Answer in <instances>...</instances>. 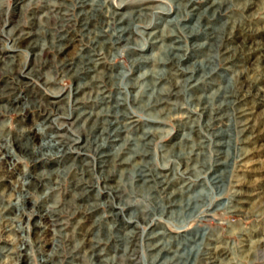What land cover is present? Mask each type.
Wrapping results in <instances>:
<instances>
[{
    "label": "rangeland",
    "instance_id": "1",
    "mask_svg": "<svg viewBox=\"0 0 264 264\" xmlns=\"http://www.w3.org/2000/svg\"><path fill=\"white\" fill-rule=\"evenodd\" d=\"M0 264H264V0H0Z\"/></svg>",
    "mask_w": 264,
    "mask_h": 264
},
{
    "label": "bare ground",
    "instance_id": "2",
    "mask_svg": "<svg viewBox=\"0 0 264 264\" xmlns=\"http://www.w3.org/2000/svg\"><path fill=\"white\" fill-rule=\"evenodd\" d=\"M51 142H52V141H51ZM54 145H55V144H54ZM54 145H53V144H51V143H48V144H47V146H48V147H50V148H55V146H54Z\"/></svg>",
    "mask_w": 264,
    "mask_h": 264
}]
</instances>
